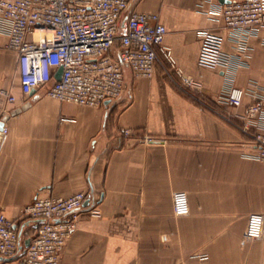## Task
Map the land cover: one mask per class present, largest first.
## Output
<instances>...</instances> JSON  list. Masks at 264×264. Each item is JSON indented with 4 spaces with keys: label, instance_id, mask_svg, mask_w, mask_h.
I'll return each mask as SVG.
<instances>
[{
    "label": "crops",
    "instance_id": "obj_1",
    "mask_svg": "<svg viewBox=\"0 0 264 264\" xmlns=\"http://www.w3.org/2000/svg\"><path fill=\"white\" fill-rule=\"evenodd\" d=\"M131 3L158 13L166 27L163 43L193 85L183 87L160 56L150 77L125 69L126 89L116 103L62 102L41 89L25 99L17 53L0 32V88L15 96L0 101L7 127L0 144V211L18 219L37 194L86 191L89 200L59 264H264V223L260 237L242 239L248 214H264V161L245 155L254 128L244 129L251 98L228 104L221 96L224 74L198 63L199 29H220L218 23L198 9V0ZM223 46L232 50L227 38ZM245 60L234 84H264L258 37L250 38ZM123 128L164 141L127 139ZM177 190L187 192V214L172 211ZM88 207L101 214L89 215Z\"/></svg>",
    "mask_w": 264,
    "mask_h": 264
},
{
    "label": "built area",
    "instance_id": "obj_2",
    "mask_svg": "<svg viewBox=\"0 0 264 264\" xmlns=\"http://www.w3.org/2000/svg\"><path fill=\"white\" fill-rule=\"evenodd\" d=\"M131 5V0H0V32L6 36V48L17 53L24 98L41 89L62 102L112 103L125 92L126 68L135 77H150L160 56L183 87L192 86L193 78L176 65L163 43L166 27L158 13L137 11ZM197 5L220 28L199 29L198 63L224 74L221 96L228 104L239 106L244 96L251 98L244 129L254 128L248 131L245 143L250 150L245 155L264 161V84L256 79L245 86L233 82L236 71L247 64L250 38L258 37L264 45V0H198ZM226 38L231 51L224 49ZM14 99L9 87L0 88V101ZM6 132L2 125L0 144ZM120 135L141 143L164 141L135 135L130 128L121 129ZM88 200L84 190L67 196L37 194L22 207L18 219L0 211V264H59L61 250ZM171 201L175 215L189 212L186 191H174ZM85 211L101 214L97 207ZM263 223V213H249L243 241L260 237ZM26 238L29 242L24 246Z\"/></svg>",
    "mask_w": 264,
    "mask_h": 264
},
{
    "label": "water",
    "instance_id": "obj_3",
    "mask_svg": "<svg viewBox=\"0 0 264 264\" xmlns=\"http://www.w3.org/2000/svg\"><path fill=\"white\" fill-rule=\"evenodd\" d=\"M220 1H224V0H220ZM60 73H61V67L58 68V70H57V72H56V74H55V76H56L57 79L59 78ZM117 101H118V100H115L113 103H116ZM107 102H108V100L104 101V104H106ZM26 104H29V101H27ZM107 110H108V109H107ZM2 125H3V121L0 122V128L2 127ZM28 242H29V239L26 238V239L24 240V246H27V245H28Z\"/></svg>",
    "mask_w": 264,
    "mask_h": 264
}]
</instances>
